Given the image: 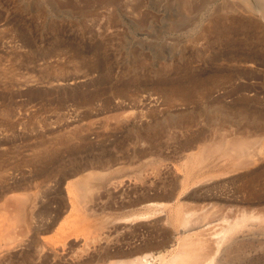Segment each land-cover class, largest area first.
I'll return each instance as SVG.
<instances>
[{
  "label": "rangeland",
  "instance_id": "1",
  "mask_svg": "<svg viewBox=\"0 0 264 264\" xmlns=\"http://www.w3.org/2000/svg\"><path fill=\"white\" fill-rule=\"evenodd\" d=\"M223 136L249 138L258 162L235 170L229 159L193 163L183 188L185 160ZM1 153L0 261L9 234L24 240L10 251L25 254L14 264H45L47 254L66 262L68 244L49 246L56 231L45 225L78 215L69 183L91 169H123L83 201L88 216L118 226L104 239L108 249L177 238L169 207L156 209L165 218L158 228L137 236L131 226L144 221L118 223L146 203L170 200L172 190L173 207L217 204V226L242 209L264 212V0H0ZM5 171L16 180L4 181ZM121 180L128 194L114 189ZM212 183L219 197H202ZM12 196L28 199L24 220ZM253 223L224 245L225 264H264V224Z\"/></svg>",
  "mask_w": 264,
  "mask_h": 264
},
{
  "label": "bare ground",
  "instance_id": "2",
  "mask_svg": "<svg viewBox=\"0 0 264 264\" xmlns=\"http://www.w3.org/2000/svg\"><path fill=\"white\" fill-rule=\"evenodd\" d=\"M238 8H239V6H238ZM150 126L147 125L145 127L147 129V131L151 130ZM247 139H249V138H243L242 137V138H240V140L239 139L236 140V138L232 139V137H231V139H230V138L226 137L224 139V136H223V138L221 139L222 141H217V143L215 142L216 144H212V146H210V147L209 146L203 147L201 149V151L197 154V156H194V158L191 156L193 158V159L191 158V160L193 161V162L191 161L192 163L190 162V159H189V161H188V159H187V161L185 160V163H183L182 167L185 168L186 172L184 173L183 177H181V181H179V182H181L180 183L181 186H183V188L188 186V184H189L188 183V177H189L191 170L193 168L192 167V165H194L193 163H199V162L201 163L203 161L206 162L208 159L209 160L212 159L214 161H217L218 159H229V160H231V163L233 165L232 167H234L233 170H235V169L244 168V167L248 166L250 163L252 164V162L254 163L255 161H257L256 157L258 155L256 157H255V154L253 155L254 152H253V150H251V144L252 143L250 140H247ZM257 150H258V153L261 154L262 149L258 148ZM0 156H3V154L1 153ZM167 167L168 166L166 165V167H163V168L167 169ZM219 167H220V165H219ZM160 169H161V166H160ZM103 170H105V171H101V170L98 171V170H92L91 169L89 171L83 172V175L77 177L73 181L70 180L71 182L69 183V190H68L69 191L68 194H69L70 198L72 197V199H70V201H71L70 202L71 203L70 211L78 213L77 216H79V217L77 219H75L77 217V216H75V218L73 220H70L72 217H74V216H72L69 219L70 220V223H69V222L65 221V219H66L65 218V219H63L66 222L65 223V222H62L63 220L58 221V218L60 216L59 217L56 216L55 218L54 217L51 218L52 220L50 222H47V225H45L47 230H50L51 228L55 227V229L53 231L54 232L56 231L55 232V235H56L55 238H53L54 236L53 237L50 236L49 238L46 239L49 242V244H48L49 246L52 245V247L57 248V249L59 248L61 250L63 249L62 251H64V249L67 248V247L65 248V246L68 244V247L70 248V250H68V252H65L66 253L65 255L60 250L61 251L60 253H62L64 255V256L63 255L62 256L64 257V259H66V260H63V258H61L63 261H66L65 263L61 261L63 264H95V263L96 264H225V256L227 254L226 250H228V249L225 250L224 245H226L230 241H233L232 239H234V237H236L237 233L242 231L243 228L250 226V225H251L250 226V228H251L252 225L254 224L253 221L258 220V221H260V223L264 224V212L257 213V212H253V211H247L246 209L245 210L242 209V207H241L242 211H240L241 209L239 208L240 213L239 214L236 213V215L233 219H228L227 215H226V217L221 216L220 219H222V222H224V223H222V225L219 224V226H217L216 224L215 225L211 224V222L213 221V219H211V216H215L216 213L218 214L219 213L218 211L221 212V210H217V208L215 206L217 204H215V203H214L215 205L210 204L211 207H208V209L205 207L202 208V205L200 206L201 209H199L200 208L199 206H198L199 208H196V209L193 206V209H192L190 207L186 208V206L183 205V203H185V201L182 200L183 203L177 204V202H176L175 204H177V205H175L173 207L172 202H171V200H173V190L171 189L172 191L168 192L167 193L168 195H166V197H168L170 200H168V201L165 200V202H161L160 201L161 199H160L159 200L160 202H153L155 200H153V198H152L153 201L146 203V205H147L146 210L144 209V211H141L142 210L141 209L139 211H133L131 214L123 217L124 220L122 219V221H119V220H117V221H119L118 223H123L124 221L128 222V223H129V221L130 222L133 221L132 223L144 221V222H142V224L141 223H137V224L131 223L133 226H131L132 230H130V231H131V233L133 232V236H137L136 235L137 231H139L143 227L148 231L153 230L155 227L158 228V226H160V224L163 222L162 220L165 218H163L164 217L163 216L162 217L163 219H162L161 216L159 217L158 215H156V209L158 211V207H159V209H160V207L162 209L169 207V209H168L169 210L168 211L169 212V215H168L169 220L173 224V226L176 227L177 231L179 230L178 236H176L177 238H174L172 235H170L164 241H157L156 243H151V244L147 243L143 246H135L134 245L135 247L134 246L131 247L132 249L130 248L129 251H124V250L122 251V250H120L121 248L120 249H114L115 247H113V246H111L112 247L111 249H108V246H106L107 244L104 243L105 242L104 239H107L109 234L111 235V232L114 231L118 226L116 224L115 225L114 224L108 225L107 223L110 224V222H112V220H113V219H110L108 217H107L108 218L107 219L104 216H101V217H96V216L90 217V216H88V214H86L85 212H87V210H92V208H91V206L89 207L87 205V202H85L86 204L83 203V201H87L88 197L91 196L90 194H92L91 192L94 189H95L94 192L96 191V187L98 189L107 179L109 181V177H111L110 174H112L113 172L116 173V172L122 171L123 169L118 168L116 170H111V168L110 169L108 168L107 170L106 169H103ZM165 173H168V172H165ZM173 173H175V172H173ZM3 174H5L4 175L5 177L7 176V178L5 180L3 179L4 181H8V180L11 181V180L15 179V176H12L11 172L5 171V173H3ZM225 174H227V173H225ZM172 176H173V174H172ZM176 176L177 175L175 174V177ZM204 177L205 176H203V177L200 176L198 179L194 180V182L192 184L194 186L201 184V181L204 179ZM176 179H178V176ZM0 180H1V178H0ZM207 180L208 179H206V181ZM122 181L123 180H121V182L117 181L118 184H116L113 181L115 184L113 182L112 183L116 187L114 189L118 190V192H120V191L123 192L124 190H126L125 192H127L130 189V185L126 181H124L125 183ZM120 186L122 188L119 189ZM215 187H216V185L213 183H212V185H207L206 187L201 189L200 194H202V197L207 198V199H212V200L217 199L219 197V193H216ZM128 192H127V194H128ZM218 192H220V191H218ZM122 194H124V193H122ZM183 195H184V193H183ZM186 196H188V195H186ZM151 197L152 196H150L149 199H151ZM15 198L16 197H13V200H15L14 202H16V205L18 208V211L16 213V214H18L17 215L19 217L18 219L22 218L21 220H24V218H23L24 214H25L24 208H25V205L27 204L28 199L25 197H22V198L17 197L18 199L16 198L17 199V201H16ZM8 199H9V197H8ZM156 199H158V198H156ZM10 200H11V197H10ZM76 202L81 204V208L83 206L82 210L78 207V204ZM209 203H210V201H209ZM117 204H118V207L119 208L122 207V209H123V207L125 209V207L129 206V204L131 205V203L129 201H123V202L119 201V203H117ZM206 204H207V202H206ZM203 206H205V205H203ZM64 207H65V205H64ZM95 208H96V206H95ZM166 209H165V211H166ZM120 210L121 209H119V211ZM198 210H200V211H198ZM262 210H264V209H262ZM68 211H69V209H68ZM159 212L160 211H158V213ZM68 214L71 215L70 212H68ZM72 215H76V214L72 213ZM49 220H50V218H49ZM47 221H48V219H47ZM57 221L59 223L57 226H55L57 224ZM122 226H125V225H122ZM124 228H126V227H124ZM129 228H130V226H129ZM117 230H118V228H117ZM84 231H86V232H84ZM169 233H171V232H169ZM5 234H7V233H5ZM171 234H173V233H171ZM7 235H5V237L7 236V238H5V239L7 241L8 247L4 248L5 252L7 254L5 255L4 259L2 258L3 261H0V264H2V263L14 264L11 261L12 259L14 260L15 258L25 257L24 256L25 254L22 250L17 251L15 253L10 252L14 248L20 249L17 246L20 243L24 242L23 237H21V238L15 237L16 239H13L11 235H10L11 237H9V234H7ZM80 237H82V241H80L81 240ZM31 238H33V237H31ZM130 238H132V236ZM31 240H30V242H31ZM32 242H33V240H32ZM79 242H81V244H78ZM129 242H130V240H129ZM131 243L133 244L134 242H131ZM115 244H117V243H115ZM20 245H22V244H20ZM20 245H19V247H21ZM26 245H28V244H26ZM29 245H30V243H29ZM29 245H28V247H29ZM76 245H77V247H74ZM227 247L230 248V243H229V246H227ZM30 249H32V248H30ZM39 249H41V248H39ZM124 249H125V247H124ZM97 250H99L101 252L99 253V252H97ZM230 250H232V249H230ZM2 251H4V250L2 249ZM40 252H41V250H39V253ZM129 252H132V254L130 256L128 255ZM122 253L123 254L127 253L128 256L127 257L122 256V257H124V258H122L121 257ZM39 256H41V255L39 254L38 257ZM60 256H61V254H60ZM42 257H43V255H42ZM44 257L46 258V260L43 258L45 260L44 261L45 264H54L52 261L53 259L52 260L50 259L51 256H49L47 254ZM23 260L25 262L26 261L28 262V260H26L25 258ZM29 261H30V263H28V264H35L33 259H30ZM23 264H25V263H23Z\"/></svg>",
  "mask_w": 264,
  "mask_h": 264
}]
</instances>
